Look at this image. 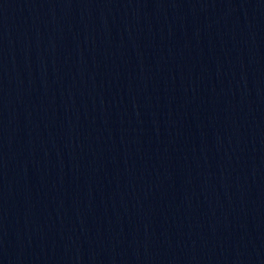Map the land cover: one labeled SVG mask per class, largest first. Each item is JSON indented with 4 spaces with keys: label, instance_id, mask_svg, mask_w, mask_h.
Segmentation results:
<instances>
[{
    "label": "water",
    "instance_id": "1",
    "mask_svg": "<svg viewBox=\"0 0 264 264\" xmlns=\"http://www.w3.org/2000/svg\"><path fill=\"white\" fill-rule=\"evenodd\" d=\"M0 264H264V0H0Z\"/></svg>",
    "mask_w": 264,
    "mask_h": 264
}]
</instances>
